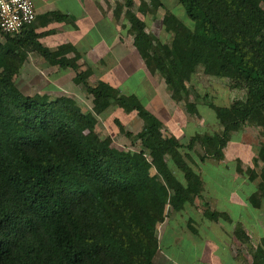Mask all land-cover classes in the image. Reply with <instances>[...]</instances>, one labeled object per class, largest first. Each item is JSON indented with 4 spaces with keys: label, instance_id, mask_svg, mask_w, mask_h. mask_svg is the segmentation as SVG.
Returning <instances> with one entry per match:
<instances>
[{
    "label": "trees",
    "instance_id": "obj_1",
    "mask_svg": "<svg viewBox=\"0 0 264 264\" xmlns=\"http://www.w3.org/2000/svg\"><path fill=\"white\" fill-rule=\"evenodd\" d=\"M177 1L190 24L173 12L163 14L162 24L172 34L169 43L151 33L141 16L129 17L146 69L159 72L165 87L178 92L189 115L199 105L189 99L192 87L187 83L199 66L205 76L225 78L231 89L244 91L223 107L212 104L222 126L219 133L196 132L186 144L176 135H163L161 121L135 93H123L105 81L87 84L91 70L79 69L76 56L64 57L72 46L48 49L33 23L15 34L0 30V264H155L160 254L157 226L168 208L182 210L203 190L188 163L190 153L181 149L197 143L204 152L201 158L220 159L233 131L244 125L264 130V0ZM139 2L144 14H156L163 6L162 0ZM134 3L125 0L124 5L132 9ZM29 53L74 69L73 80L92 96V107L78 108L64 94L20 90L14 78ZM112 105L141 113L143 126L137 133L116 123L127 138L140 141V154L152 171L138 166L129 150L117 152L96 132L94 115ZM234 236L249 249V238L238 224ZM248 251L251 264H264L262 247Z\"/></svg>",
    "mask_w": 264,
    "mask_h": 264
},
{
    "label": "rangeland",
    "instance_id": "obj_2",
    "mask_svg": "<svg viewBox=\"0 0 264 264\" xmlns=\"http://www.w3.org/2000/svg\"><path fill=\"white\" fill-rule=\"evenodd\" d=\"M134 1V7L128 9L124 5L125 0H112V41L117 39L119 35L124 38L133 51L134 61L137 66L134 69L135 73H133V70L130 71V78H127L126 74L131 70L132 64L129 59L125 60L122 57L115 69L123 79L118 78L112 72V83L120 87L123 93H128L129 91L137 93L145 107L161 121L163 135H176L179 142L186 144L190 135L193 134V127H195L196 122L197 126L205 127V122H210L212 119V113L214 112L211 108L212 104L223 107L231 103L235 98L243 97L244 91L231 89L228 86V80L225 78L205 76L202 73V66H199L198 74L193 79L194 83H187V85L192 87L189 99L192 101L195 98L196 103L199 105V110L204 113L203 115L209 114L205 119L190 117L191 115L187 114L184 101L179 98L178 92L176 90L169 91L165 87L164 79L159 72L151 74L141 62L142 60L139 59L135 38L129 29V17L133 14L141 16L146 22L148 30L162 43H169L172 39V34L167 32L162 24L163 14L173 12L186 25L190 24V20L177 0H162L163 6L158 8L159 10L156 14L154 11H148L145 14L140 13V2L139 0ZM116 7H118V13H115L117 17L114 19L113 13ZM93 21L87 16L83 19L84 26L89 28L88 32L92 35L98 33ZM0 41H4L2 36H0ZM121 46H115L114 49L116 48V51L120 53ZM115 54L117 55L116 52ZM34 56L37 57L35 54ZM34 56L29 57V61L15 74L14 79L20 90L25 94L41 93L49 97L64 94L72 97L78 108L87 109L92 107V96L85 92L82 84H76L73 80L76 72L74 69L57 66V69L53 70L52 65L47 62L41 60L37 63ZM86 81L89 85H96L92 78H88ZM93 119L96 132L101 138L109 140L117 152L125 153L129 150L138 166L144 169L150 168L145 154H140V141L127 138L119 131L116 123V121H119L125 129L132 133H137L143 126L140 112L135 110L126 112L118 106L112 105L103 113L95 114ZM195 145L181 149L183 154L185 152L190 153L187 160L191 166H193L195 161L199 162L200 157L204 153L202 149L201 154ZM170 168L179 179L183 180V174L175 165L171 163ZM150 171H152V168H150ZM158 175L162 180H165L164 173H159ZM205 207L206 203L204 204L203 199L199 198L196 202L185 204L180 211L168 208L167 218L157 226V235L160 238V254L157 256L155 264H212L211 255L214 253L208 241L211 237L206 235L204 228V223H206ZM193 226L196 228V235L193 234ZM225 241L227 240L225 239ZM233 249L231 247L230 250L233 251ZM218 252L216 251L224 260L220 262L221 264H231L230 258L235 252ZM244 259L245 264H251L252 252L246 250Z\"/></svg>",
    "mask_w": 264,
    "mask_h": 264
},
{
    "label": "crops",
    "instance_id": "obj_3",
    "mask_svg": "<svg viewBox=\"0 0 264 264\" xmlns=\"http://www.w3.org/2000/svg\"><path fill=\"white\" fill-rule=\"evenodd\" d=\"M33 3L36 12L33 27L39 34V42L50 50L66 44L72 46L64 57L76 56L79 69L89 68L91 70L88 78H92L96 83L105 81L120 90V87L112 83V72L118 78L123 79L115 69L122 57L125 60L129 59L132 64L126 77L130 78L132 70L135 73L134 69L137 66L129 43L120 35L112 41V0H33ZM50 13L64 14L67 18L58 20V18H52ZM86 16L94 20V25L98 30L97 34L92 35L88 32L89 28L84 26L83 19ZM119 45H122L120 53L116 51V48L114 49ZM137 53L139 59L142 60L138 51ZM32 55L37 63L41 60L46 62L37 53H31L29 57ZM29 57L23 65L29 61ZM143 65H145L144 62ZM52 67L53 70L57 69V65H52ZM128 93L135 92L129 91ZM135 94L138 96L137 93ZM203 114L198 107L197 113L189 116L205 119L209 113ZM193 128V134L196 132L213 134L222 130L214 112L210 122H205V127L197 126L196 122ZM195 147L202 154V147L199 144ZM263 149L264 130L261 127L244 125L231 133L222 149L220 159L204 156V158L200 157L199 162L193 163V170L198 173L203 182L201 195L195 198L194 202L201 198L204 204L206 203L204 228L206 235L211 237L208 241L214 253L211 255L212 264H221L220 262L224 261L218 251L235 252L230 258L231 264H245L244 252L246 250L258 246L264 249ZM211 212L219 213V216L214 219V216H209ZM237 224L249 238V249L234 236V228ZM193 234H197L195 227ZM231 247L234 248L233 251L230 250Z\"/></svg>",
    "mask_w": 264,
    "mask_h": 264
},
{
    "label": "built area",
    "instance_id": "obj_4",
    "mask_svg": "<svg viewBox=\"0 0 264 264\" xmlns=\"http://www.w3.org/2000/svg\"><path fill=\"white\" fill-rule=\"evenodd\" d=\"M36 17L33 0H0V30L19 33L33 23Z\"/></svg>",
    "mask_w": 264,
    "mask_h": 264
}]
</instances>
